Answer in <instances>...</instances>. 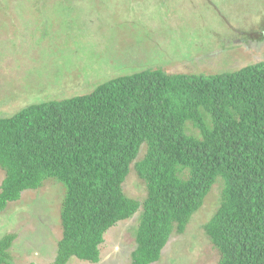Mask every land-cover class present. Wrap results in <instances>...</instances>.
<instances>
[{
  "label": "trees",
  "instance_id": "obj_1",
  "mask_svg": "<svg viewBox=\"0 0 264 264\" xmlns=\"http://www.w3.org/2000/svg\"><path fill=\"white\" fill-rule=\"evenodd\" d=\"M1 111L0 212L50 179L64 186L50 264L99 262L105 233L135 215L127 264L155 263L172 233L187 234L215 181L202 229L215 264H264V60L214 74L142 68ZM131 170L140 197L124 190ZM15 237L0 235V264H13Z\"/></svg>",
  "mask_w": 264,
  "mask_h": 264
},
{
  "label": "rangeland",
  "instance_id": "obj_2",
  "mask_svg": "<svg viewBox=\"0 0 264 264\" xmlns=\"http://www.w3.org/2000/svg\"><path fill=\"white\" fill-rule=\"evenodd\" d=\"M262 32L264 0H0V103L10 96L1 113L40 98L85 93L104 78L142 68L185 74L240 68L264 60ZM245 40L247 46L241 44ZM142 185L131 170L123 187L136 198L144 194ZM31 190L0 212V235L16 233L13 264H50L60 237L57 206L64 186L50 179ZM219 191L215 181L187 234L172 233L153 264H215L217 254L202 229ZM136 217L105 233L99 262L71 258L68 264L129 263Z\"/></svg>",
  "mask_w": 264,
  "mask_h": 264
},
{
  "label": "flooded vegetation",
  "instance_id": "obj_3",
  "mask_svg": "<svg viewBox=\"0 0 264 264\" xmlns=\"http://www.w3.org/2000/svg\"><path fill=\"white\" fill-rule=\"evenodd\" d=\"M243 44L245 45L246 44V42H243ZM247 45V44H246Z\"/></svg>",
  "mask_w": 264,
  "mask_h": 264
},
{
  "label": "clouds",
  "instance_id": "obj_4",
  "mask_svg": "<svg viewBox=\"0 0 264 264\" xmlns=\"http://www.w3.org/2000/svg\"><path fill=\"white\" fill-rule=\"evenodd\" d=\"M241 44H243V42H242ZM166 245H167V244H166ZM166 245H165V246H166ZM165 246H164V248H165Z\"/></svg>",
  "mask_w": 264,
  "mask_h": 264
}]
</instances>
